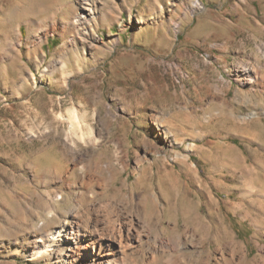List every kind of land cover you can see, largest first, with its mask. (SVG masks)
<instances>
[{"label": "rangeland", "instance_id": "374dc122", "mask_svg": "<svg viewBox=\"0 0 264 264\" xmlns=\"http://www.w3.org/2000/svg\"><path fill=\"white\" fill-rule=\"evenodd\" d=\"M84 4L0 0V264H51L38 227L128 210L188 243L157 264L194 243L216 264L226 232L264 257V0Z\"/></svg>", "mask_w": 264, "mask_h": 264}, {"label": "bare ground", "instance_id": "6f19581e", "mask_svg": "<svg viewBox=\"0 0 264 264\" xmlns=\"http://www.w3.org/2000/svg\"><path fill=\"white\" fill-rule=\"evenodd\" d=\"M90 2L91 0H85L86 4L79 6V16H86L89 13L94 15V6ZM245 71L249 76V80L253 78L256 72L252 67H248ZM72 117L74 123L71 132L77 134L81 140L87 142V135H91L94 132L91 130L90 132L85 131L84 127L76 123V116L74 115ZM110 167H113V164H110ZM164 195L168 196V199L171 197L167 191ZM153 200L156 205H159V196L153 195ZM139 213L135 210H128V212H124L125 219L124 215H120L118 212L106 213L104 216L97 213L91 215V217L89 216L87 224L74 221L68 226L58 224V226L50 228L38 227V233L31 240L32 251L29 256L31 259L48 256L47 258L52 259L51 264H139L131 259V255L141 251L146 244H149L152 258L150 257L151 260L148 264H157L160 253L171 250L177 251L187 247L188 243L182 240L167 242V240L160 241L154 239V242H152L151 238L145 232L148 228L145 230V225H141L139 221ZM114 215H117L115 217L116 219H111L110 217ZM59 223L61 222L59 221ZM256 224L262 230L263 224ZM226 235L229 239L224 244L221 243V248L223 247V249L220 256L215 258L216 264H226V262L234 264H258L264 260L263 255L260 254L253 261L248 262L246 247L236 240L234 234L230 235L226 232ZM191 247V254L189 258H186L189 261H185V264L211 263L214 253V249L211 246L208 249V255L204 258L195 243ZM238 248H241L239 262L236 260V251ZM227 255L229 258H227ZM144 260L146 262V258ZM143 263L141 260L140 264Z\"/></svg>", "mask_w": 264, "mask_h": 264}]
</instances>
